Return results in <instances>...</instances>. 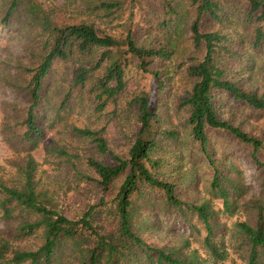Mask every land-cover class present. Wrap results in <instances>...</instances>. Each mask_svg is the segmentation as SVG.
I'll list each match as a JSON object with an SVG mask.
<instances>
[{"label": "trees", "instance_id": "1", "mask_svg": "<svg viewBox=\"0 0 264 264\" xmlns=\"http://www.w3.org/2000/svg\"><path fill=\"white\" fill-rule=\"evenodd\" d=\"M227 1L190 0L194 15L189 38L203 55L189 59L184 67L189 86L179 98L182 115L176 123L171 118L162 126L157 95L169 80L164 67L173 55L166 44L141 43L131 33L118 40L93 21L62 18L57 5L49 0H0V24L23 31L30 64L24 67L29 76L25 86L28 104L19 138L25 154L12 178L0 176V217L10 230L7 236H0V264H203L188 236L164 244L148 241L158 225V219L151 216L160 213L177 216L191 235L200 233V224L205 232L202 246L217 263L228 256L223 242L214 239L218 216L232 215L239 207L251 216L234 224L236 247L243 253L244 264H264V189L257 198L242 199L238 206L232 196L243 198L245 192L238 172L231 165L230 171L236 176L223 174L210 153L208 131H223L250 147V157L264 171L258 157L264 153L263 138L224 118L218 102V95L224 94L264 113V87L246 83L250 81L248 50L264 48V0H238L233 19L226 17ZM159 2L163 17L158 25L169 29L171 16L176 14L175 1ZM124 3L98 0L89 8L101 11L99 17H111ZM206 17L217 27L204 28ZM95 52L97 58L88 66L87 57ZM127 53L139 71L151 73L154 88L143 89L129 100L136 108L138 130L126 153L121 155L110 148L105 127L69 128L93 149L86 158L60 144L47 148L70 166L76 178L95 183L102 193L96 204L88 205L76 219H69L56 209L54 193L37 176L39 162L33 151L44 139L47 125L53 127L55 123L45 118L46 105L61 92L59 104L51 108L61 118L72 109L66 104L81 90L91 99L94 111L101 112L126 91L128 60L123 54ZM58 61L77 63L67 89H55L50 80ZM156 63L158 68H154ZM101 67L102 74L94 76ZM184 146L194 156L189 168L182 171V162L175 158ZM196 166L210 168L211 175L208 196L191 201L181 195L179 186L194 181ZM215 199L222 202V209L215 208ZM33 236L40 239L36 248L13 244Z\"/></svg>", "mask_w": 264, "mask_h": 264}, {"label": "rangeland", "instance_id": "2", "mask_svg": "<svg viewBox=\"0 0 264 264\" xmlns=\"http://www.w3.org/2000/svg\"><path fill=\"white\" fill-rule=\"evenodd\" d=\"M49 1L57 5L59 15L64 19L90 20L105 33L118 40L125 39L126 35L131 33L138 42L143 43L147 40L153 45L164 43L172 49V58L167 61L164 67V71L169 74V80L165 89L157 95V107L162 126L168 125L171 118L173 123L177 122L182 115L178 108L179 98L189 86L184 67L189 59H199L203 55L201 49L197 50L193 47L189 38V24L194 15L190 0H174L176 14L171 16L172 26L169 29L158 25L159 20L163 17V8L159 0H125L121 10L111 17H99L102 15L101 11H93L89 8L98 0ZM235 2L238 0H228L225 3L227 8L225 13L229 19L234 18ZM203 23L204 28L217 27L209 17H206ZM25 42L26 36L23 31L0 24V176L4 179L14 176L15 166L22 161L25 154L19 141L20 134L24 130L21 121L28 104L25 86L29 76L24 67L30 64L24 51ZM97 55L98 52L88 55V66H92ZM123 56L124 60H128L125 68L126 91L115 102H109L101 112L94 111L93 104L90 103L91 99L86 98L83 95L84 91L81 90L77 98L66 104L72 109L63 113L61 118H58L51 109L53 105L59 104L57 101L62 98L61 92L54 96L53 100H50L52 103L48 104L49 107L46 105L48 114L45 118L54 120L55 123L53 127L47 125L44 139L33 151L35 159L39 162L37 176L54 193L56 209L69 219H76L88 205L96 204L102 193L95 183L76 178L70 166L57 157L56 152L50 153L47 148L50 146L55 149L60 144L70 152H77L82 158H86L93 154V149L87 142L74 136L69 128L71 126H88L92 129L105 127V137L110 148L121 155L126 153L138 130L136 108L129 104V100L143 89L154 88V82L150 72L143 73L135 67V61L129 53L123 54ZM246 57L250 59L246 70L250 81H246V83L249 86L264 87V48L249 49ZM159 66L160 64L156 63L154 68ZM76 67L77 63L56 62L50 76L54 88L67 89L72 71ZM93 74L100 76L102 67ZM76 93L78 92L74 91V94ZM218 102L221 105L224 118L231 120L234 124H241L242 128L251 134L261 136L264 143L263 112L252 110L244 103L233 101L224 94L218 95ZM166 112L168 113L166 114ZM46 124H49V121H46ZM208 133L210 153L216 164L220 166L221 172L236 176L237 173L231 172L229 168L231 165L234 166L238 172L239 181L243 184V191H245L243 198L233 195L232 200H237L238 206H241L242 199L257 198L261 195L264 189V171L250 157V147L242 144L229 133L218 130H209ZM178 151V156L175 159L183 164L179 170H187L194 154L188 151L185 146ZM258 157L264 163V153L262 152ZM86 171L91 177H95L92 171ZM193 171L196 176L194 181L187 186H179L181 195L191 201L208 196V181L211 175V169L208 167L196 166ZM214 205L215 208L222 209V202L219 199L214 200ZM250 216L243 207L236 209L232 215L219 214L214 239L223 242L228 256L225 260L217 263H213L202 246L201 240L205 234L202 226L198 224L200 229L198 235L194 233L191 235L189 234L190 229L175 215L164 216L163 213H160L151 216L154 220L158 219V225L148 235V241L164 244L188 236L191 246L196 248L204 259L203 264H244L243 253L236 247L238 242H235L232 236L235 231V222L243 221ZM9 233V228L0 217V236H7ZM13 244L15 247L33 249L40 244V239L38 236H33L21 241H14Z\"/></svg>", "mask_w": 264, "mask_h": 264}]
</instances>
